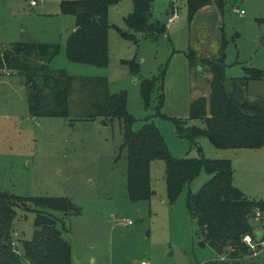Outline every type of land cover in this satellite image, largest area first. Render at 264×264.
Here are the masks:
<instances>
[{
  "label": "rangeland",
  "instance_id": "rangeland-1",
  "mask_svg": "<svg viewBox=\"0 0 264 264\" xmlns=\"http://www.w3.org/2000/svg\"><path fill=\"white\" fill-rule=\"evenodd\" d=\"M61 1L38 0L37 6H31L30 0H0V44L10 48L15 41L60 43L59 53L50 61L52 67L65 68L79 77H106L111 93L126 92L127 108L137 117L133 127L152 118L175 156H199L190 139L179 136L174 119L204 125L201 119L189 118L190 102L210 92L205 80L210 74L200 66L191 81L189 47L215 55L224 37L227 78L244 76L246 67L264 73V0H222L221 6L212 2L191 22L187 0H176L175 5L173 0H154V19L165 22L167 30L158 37L139 35L138 43L123 33L132 32L126 17L133 10V1L120 0L108 13L112 26L107 66L68 59L65 43L74 29L75 16L61 11ZM175 10L180 17L166 22ZM132 61L138 64L136 73L131 71ZM163 69L160 109L165 117L155 114L159 90H154L147 107L140 89L142 78L158 77ZM247 81L242 95L264 101V74ZM28 93L22 73L0 70V189L20 196L70 199L73 206L66 211L42 208L52 212L70 243L71 264H140L143 260L149 264H226L221 261L239 259L232 248L202 245L196 233L197 222L189 214L186 197L210 177L205 169L170 202L165 163L153 160L152 196L132 201L127 193V150L122 147L120 120L87 116L89 98L79 80L71 86L68 116L34 115ZM199 143L206 157L230 159L233 182L246 196L264 200V142L258 147L222 148L201 136ZM29 204L35 209L33 201ZM16 209L14 234L31 239L36 211ZM251 222L255 228H264V214L260 220L252 217ZM248 248L243 259L264 264V245Z\"/></svg>",
  "mask_w": 264,
  "mask_h": 264
},
{
  "label": "trees",
  "instance_id": "trees-1",
  "mask_svg": "<svg viewBox=\"0 0 264 264\" xmlns=\"http://www.w3.org/2000/svg\"><path fill=\"white\" fill-rule=\"evenodd\" d=\"M119 1H61V11L75 16V28L65 45L69 60L96 66L109 64L108 31L112 24L108 13L110 6ZM132 1L133 10L126 17L132 32L124 34L138 43L139 35L158 37L166 32V23L154 19V0ZM172 2L175 5L176 0ZM212 2L218 6L222 4V0H187L189 22L201 7ZM225 48L223 37L215 55H203L190 47L186 52L192 80L196 79L198 66L210 74L205 79L210 86L209 94L196 96L190 102L189 118L201 119L204 125H188L185 119H174L179 136L188 137L199 156L173 155L160 128L150 117L135 129L137 117L127 108L126 92L111 93L106 77H79L65 68L52 67L50 61L59 53L60 43L15 41L10 48L0 44V69L11 68L25 76L29 109L34 115L68 116L71 86L79 80L80 88L89 98L87 116L109 121L118 118L123 133L122 147L127 150V193L132 201L152 196L150 167L153 160L161 159L165 163L170 202H174L189 182L205 169L210 177L198 191H189L186 197L189 214L197 222L200 243L217 250L232 248L231 252L239 257L236 261L221 263L251 264L243 259L249 252L243 238L247 233L256 240L263 237V231L255 230L251 219L256 209L264 214V200L246 196L233 182L230 159L206 157L199 143L201 136L222 148L258 147L264 142V101L242 95L247 80L261 79L264 73L260 68L246 67L244 76L227 78ZM130 67L137 72L136 62L132 61ZM164 76L165 69L158 77L142 78L140 89L147 107L154 90H159L155 114L165 117L160 109L164 101ZM31 201L35 209L30 208ZM43 206L66 211L73 203L66 196L28 197L0 189V264H71V245L63 237L52 212ZM17 207L36 211L31 239L14 234Z\"/></svg>",
  "mask_w": 264,
  "mask_h": 264
},
{
  "label": "built area",
  "instance_id": "built-area-1",
  "mask_svg": "<svg viewBox=\"0 0 264 264\" xmlns=\"http://www.w3.org/2000/svg\"><path fill=\"white\" fill-rule=\"evenodd\" d=\"M37 3H38V0H31V4L35 5ZM240 12L243 13L244 10L241 9ZM179 17H180V12L178 10H175L170 16L167 17L166 22H168V23L173 22V21L177 20ZM253 217L256 220H260L262 218L261 210L256 209ZM259 229H261L263 231V237L256 240L252 234L247 233V234H245V236L243 238V240L246 242V244H248L250 246L264 245V228H256L255 230H259ZM140 264H149V262L146 260H143Z\"/></svg>",
  "mask_w": 264,
  "mask_h": 264
},
{
  "label": "crops",
  "instance_id": "crops-1",
  "mask_svg": "<svg viewBox=\"0 0 264 264\" xmlns=\"http://www.w3.org/2000/svg\"><path fill=\"white\" fill-rule=\"evenodd\" d=\"M30 5L31 6H37L38 5V3L37 4H35V5H33V4H31V0H30ZM207 6H209V5H206V6H204V7H201L198 11H200V10H202V9H204V8H206ZM197 11V12H198ZM74 28H75V25H74ZM65 45H66V43H65ZM1 70V69H0ZM191 81H192V83H193V80L191 79Z\"/></svg>",
  "mask_w": 264,
  "mask_h": 264
},
{
  "label": "water",
  "instance_id": "water-1",
  "mask_svg": "<svg viewBox=\"0 0 264 264\" xmlns=\"http://www.w3.org/2000/svg\"><path fill=\"white\" fill-rule=\"evenodd\" d=\"M107 124V123H106ZM169 249H167V251H168Z\"/></svg>",
  "mask_w": 264,
  "mask_h": 264
}]
</instances>
